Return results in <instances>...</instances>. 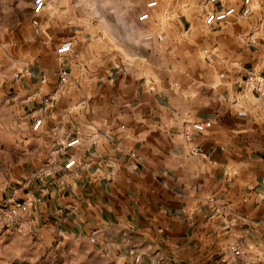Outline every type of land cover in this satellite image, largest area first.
I'll use <instances>...</instances> for the list:
<instances>
[{
  "label": "crops",
  "instance_id": "0c3cea01",
  "mask_svg": "<svg viewBox=\"0 0 264 264\" xmlns=\"http://www.w3.org/2000/svg\"><path fill=\"white\" fill-rule=\"evenodd\" d=\"M150 1L33 3L9 36L51 175L25 210L111 264H230L237 241L264 249V107L247 82L264 75V15L208 26L209 0Z\"/></svg>",
  "mask_w": 264,
  "mask_h": 264
},
{
  "label": "rangeland",
  "instance_id": "374dc122",
  "mask_svg": "<svg viewBox=\"0 0 264 264\" xmlns=\"http://www.w3.org/2000/svg\"><path fill=\"white\" fill-rule=\"evenodd\" d=\"M33 3L0 0V264H111L92 240L48 228L29 212L28 206L25 210L28 199L22 193L38 191L47 170L38 163L41 140L31 130L33 112L24 106L15 83L22 67L20 54L8 38L20 20L30 14ZM262 5L264 0H253L250 16L264 15ZM13 201L24 205L18 216L10 218L8 208ZM236 243L241 245L242 254L231 255L230 264H264V249Z\"/></svg>",
  "mask_w": 264,
  "mask_h": 264
},
{
  "label": "built area",
  "instance_id": "2783aa9c",
  "mask_svg": "<svg viewBox=\"0 0 264 264\" xmlns=\"http://www.w3.org/2000/svg\"><path fill=\"white\" fill-rule=\"evenodd\" d=\"M209 2L212 4L211 7H208L205 17V23L208 26H216L221 25L229 20L231 17H237L240 19H244L249 17L253 13V0H243L241 6L236 5H227L225 0H209ZM46 4V0H34V11L39 13L41 12ZM157 5V0H152L147 3V7L150 9ZM218 6H220L219 9ZM150 17L149 11L141 12L139 15L140 21L148 20ZM144 40L151 41L153 40V36L151 34H146L144 36ZM72 49V41H67L62 43V45L58 48V53L65 54L67 52H70ZM69 73L67 70H62L60 81L61 83H65L68 81ZM248 86L253 91V93L257 96L259 101L261 102V105L264 107V75L252 72L248 75L247 78ZM43 126V119L42 118H36L32 124V131L33 132H39L41 130V127ZM203 130L204 126L201 123H194L192 125V128H187L185 130V133L187 136H190L192 130ZM80 142V138H73L70 141L67 142V147H74L78 145ZM194 151H198L197 148H194ZM76 164V160L74 158H70L67 163L65 164V167L67 169H70L74 167ZM50 173L47 172V175ZM60 183L62 185L65 184L64 180H61ZM24 203L21 201H13L10 203L8 208V214L10 218L16 217L19 215L20 211L23 208ZM233 256L239 257L242 254V247L239 243H236L232 245L231 247ZM130 255H133L136 262H139L141 260V255L137 252L136 249H131L129 251Z\"/></svg>",
  "mask_w": 264,
  "mask_h": 264
}]
</instances>
